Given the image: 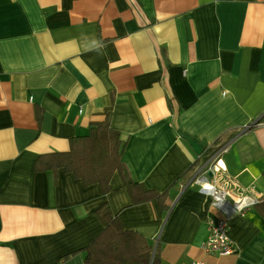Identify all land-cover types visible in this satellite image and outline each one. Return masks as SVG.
<instances>
[{"label":"crops","instance_id":"1","mask_svg":"<svg viewBox=\"0 0 264 264\" xmlns=\"http://www.w3.org/2000/svg\"><path fill=\"white\" fill-rule=\"evenodd\" d=\"M107 114L129 177L167 191L166 210L133 203L118 172L103 193L34 170ZM220 151L208 181L254 201L224 256L201 247L224 214L194 181ZM262 200L264 0H0V264H86L103 203L159 264H264Z\"/></svg>","mask_w":264,"mask_h":264},{"label":"trees","instance_id":"2","mask_svg":"<svg viewBox=\"0 0 264 264\" xmlns=\"http://www.w3.org/2000/svg\"><path fill=\"white\" fill-rule=\"evenodd\" d=\"M40 119V115H37ZM126 140L110 126V115L95 122L85 136L73 137L69 150L40 155L34 163L35 171H56L62 168L79 178L84 185L98 184L107 193L109 180L118 172L133 203L157 200L166 210L167 191L158 192L134 183L129 177L122 154ZM264 205V200L260 202ZM103 223L102 231L83 249L86 264H159L156 248L140 234L121 227L116 215L106 203L96 209ZM59 264V262L55 263Z\"/></svg>","mask_w":264,"mask_h":264},{"label":"built area","instance_id":"3","mask_svg":"<svg viewBox=\"0 0 264 264\" xmlns=\"http://www.w3.org/2000/svg\"><path fill=\"white\" fill-rule=\"evenodd\" d=\"M222 149L221 151H223ZM217 152L211 157V162L207 169H205L200 175L195 176L194 181L198 183L201 193L206 194L211 199V205L221 212H223V218L212 221L209 224V235L207 239L202 243V248L206 252L214 253L220 256L231 254L235 251V246L228 235V221L235 215L243 214L249 204L254 203L250 198L242 197L238 200H230L228 198V191L224 186L216 183H210L207 177V171L213 173V177H216V173H220L221 167L219 166V154ZM191 264H206L204 261L196 260Z\"/></svg>","mask_w":264,"mask_h":264},{"label":"clouds","instance_id":"4","mask_svg":"<svg viewBox=\"0 0 264 264\" xmlns=\"http://www.w3.org/2000/svg\"><path fill=\"white\" fill-rule=\"evenodd\" d=\"M103 47H104V45L102 43H98V45H97L98 49H102Z\"/></svg>","mask_w":264,"mask_h":264},{"label":"water","instance_id":"5","mask_svg":"<svg viewBox=\"0 0 264 264\" xmlns=\"http://www.w3.org/2000/svg\"><path fill=\"white\" fill-rule=\"evenodd\" d=\"M209 174H210V172H209Z\"/></svg>","mask_w":264,"mask_h":264}]
</instances>
